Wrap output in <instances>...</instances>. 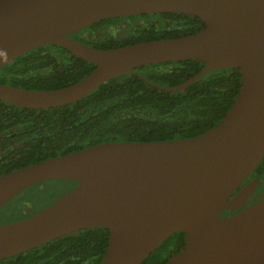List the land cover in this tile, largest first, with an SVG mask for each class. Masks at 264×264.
<instances>
[{"label": "water", "instance_id": "obj_1", "mask_svg": "<svg viewBox=\"0 0 264 264\" xmlns=\"http://www.w3.org/2000/svg\"><path fill=\"white\" fill-rule=\"evenodd\" d=\"M178 12L205 23L177 37L99 49L69 34L110 17ZM46 44L96 66L56 89L0 83L17 107L73 103L109 79L152 63H204L173 89L207 72L239 68L240 90L222 119L184 138L112 140L0 174V208L18 192L53 179L76 185L24 219L0 223V260L83 229L109 230L98 264H140L170 235L184 246L163 264H264V196L245 205L258 180L237 192L264 154V0H0V68Z\"/></svg>", "mask_w": 264, "mask_h": 264}, {"label": "trees", "instance_id": "obj_2", "mask_svg": "<svg viewBox=\"0 0 264 264\" xmlns=\"http://www.w3.org/2000/svg\"><path fill=\"white\" fill-rule=\"evenodd\" d=\"M185 16L194 17L201 26L189 23ZM131 18L143 21L139 23L138 40L191 34L205 26L198 17L178 12ZM67 54L72 55L56 44L34 48L0 68V83L31 90L56 89L93 70L94 64L83 59L72 66ZM203 65L198 60H181L178 67L184 71L174 82L191 76ZM164 75L148 76L164 83L168 77ZM241 81L239 68L215 69L186 87V99H148L144 94L152 92L153 87L134 74L124 73L62 106L30 109L0 100V131L16 128L20 132L9 142L0 140V174L100 142L199 134L222 119L236 98ZM185 238L183 231L173 233L140 264H163L184 246ZM108 240L109 230L105 227L83 228L1 259L0 264H98Z\"/></svg>", "mask_w": 264, "mask_h": 264}, {"label": "flooded vegetation", "instance_id": "obj_3", "mask_svg": "<svg viewBox=\"0 0 264 264\" xmlns=\"http://www.w3.org/2000/svg\"><path fill=\"white\" fill-rule=\"evenodd\" d=\"M131 16L132 15L115 17L117 19H114V17H110L112 19L104 18L102 20H99V21L87 26V27H84L78 31H75V32L69 34V36L72 37L73 39L83 43V44L89 45V46L94 47V48H99V49L116 48V47H120L123 45L133 44V43H137V42H141V41H147V40H138V38L140 37L138 34L141 32V27H139L140 26L139 23L143 22V21H139V20L137 21V19L131 18ZM185 18L191 24L200 25L199 22L194 17L185 16ZM143 30L144 29L142 28V32H143ZM185 35H188V34H185ZM179 36H184V35H179ZM134 39H136L137 41H135ZM156 39H160V38H156ZM150 40H152V39H150ZM70 53L72 55H69V54H67V55L70 58V60L74 59V61H72V62H70V60H68L69 64H71L72 66L75 64V62H77L78 59H82V58L77 57L72 52H70ZM179 64H181V60L152 63V64H148L147 66L143 65V66H139V67L135 68L134 70L136 71V74H134V75H136L141 80H143L144 82H146L147 84H149L153 87L152 92L144 94L145 98H148V99H186V98H188V95L184 92V90L186 89V87L188 85L182 89H178V88L173 89V88H175L176 86L183 83L186 79L190 78L192 75H194L198 71L194 72L191 76H188L187 78H185L181 81L174 82V80L179 78L184 71V70H182L183 68L178 67ZM95 66L96 65L94 64V67ZM203 66L201 68H203ZM152 73L166 74L164 76H168V77H166L167 82L160 83V82H157V81L150 79L148 75H150ZM131 74H133V73H131ZM19 134H20V132L16 128H14V129L10 128L8 131H4V132L0 131V140H4V142H9L12 139H15ZM256 179L258 180V183L256 184L252 194L246 199L245 205L238 207L232 211L221 210L219 213V215L221 217L232 216L236 212L240 211L242 208L247 207V206L257 202L258 200H260L264 196V154L262 155L260 161L253 167V169L248 173V175L245 177V179L242 181V183L237 187V189L234 191V194L239 189L243 188L248 183H250ZM56 180H60L61 182H59V183H62L63 186H66V190L63 192L68 191L69 189H71L72 187H74L76 185V182L70 183V182H68L69 180H66V179H53V180H46V181L34 184L28 188L36 187V186L37 187L38 186L39 187L44 186L48 182L56 181ZM28 188H26V189H28ZM13 197L15 198V196H13ZM20 206H22V205H20ZM34 206L35 205L33 203H31L30 201L23 202L22 208L19 207V208H21V210H20V217L18 220L24 219L28 216H31V215L37 213L41 209L45 208L47 205L46 206L43 205V207H34Z\"/></svg>", "mask_w": 264, "mask_h": 264}, {"label": "rangeland", "instance_id": "obj_4", "mask_svg": "<svg viewBox=\"0 0 264 264\" xmlns=\"http://www.w3.org/2000/svg\"><path fill=\"white\" fill-rule=\"evenodd\" d=\"M60 180L51 181L44 186H36L25 189L8 200L0 209V223L17 221L20 217V210L23 202L30 201L35 206L43 207L49 205L63 194L66 186H63ZM22 205V206H20ZM21 207V208H19Z\"/></svg>", "mask_w": 264, "mask_h": 264}]
</instances>
